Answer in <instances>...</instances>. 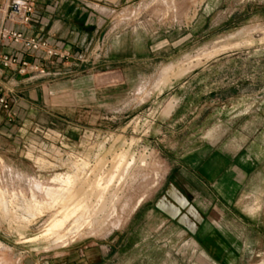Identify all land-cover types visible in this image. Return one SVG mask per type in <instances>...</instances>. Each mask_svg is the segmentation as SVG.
Returning <instances> with one entry per match:
<instances>
[{"label":"rangeland","instance_id":"obj_1","mask_svg":"<svg viewBox=\"0 0 264 264\" xmlns=\"http://www.w3.org/2000/svg\"><path fill=\"white\" fill-rule=\"evenodd\" d=\"M107 13L63 89L0 92L1 262L264 264V0Z\"/></svg>","mask_w":264,"mask_h":264},{"label":"crops","instance_id":"obj_2","mask_svg":"<svg viewBox=\"0 0 264 264\" xmlns=\"http://www.w3.org/2000/svg\"><path fill=\"white\" fill-rule=\"evenodd\" d=\"M130 1L132 0H37L30 23L27 26L14 25L12 28L29 37L45 41L55 49L70 51L71 48L78 46L81 48L80 52L83 53V51H88L91 46L99 45L100 34L107 22V12ZM103 42L102 46H104L105 40ZM82 48L84 49L82 50ZM1 51L17 55H20L21 52L18 47L13 45H6L2 47ZM61 51L60 53H62ZM64 54L67 53L64 52ZM38 57L45 70V76L33 79L18 74L16 70L3 71L0 77V92L16 91L18 82L29 84L32 80H44L50 76L61 77L55 78L51 83L44 82L42 84L44 90L52 89V84L55 88L63 89V79L79 70L80 67L78 64H74L72 67L73 59L67 56L62 59H48L39 54ZM111 74V72L100 74L104 83L110 84ZM120 76L124 77L122 71H120ZM72 82V84H78L77 80H72ZM80 86L83 85H74V87Z\"/></svg>","mask_w":264,"mask_h":264},{"label":"built area","instance_id":"obj_3","mask_svg":"<svg viewBox=\"0 0 264 264\" xmlns=\"http://www.w3.org/2000/svg\"><path fill=\"white\" fill-rule=\"evenodd\" d=\"M36 2L37 0H0V77L1 72L8 70H16L18 74L31 78L43 77L45 70L39 61V54L48 59H62L67 56L45 41L29 37L12 28L14 25L27 26L30 23ZM6 45L18 47L21 50L20 55L2 52V47ZM9 104L8 99L0 94V105L7 109ZM3 251L12 254V248L0 242V252ZM13 257L11 263H2L0 260V264H21L20 259L14 261Z\"/></svg>","mask_w":264,"mask_h":264},{"label":"bare ground","instance_id":"obj_4","mask_svg":"<svg viewBox=\"0 0 264 264\" xmlns=\"http://www.w3.org/2000/svg\"><path fill=\"white\" fill-rule=\"evenodd\" d=\"M61 177V176H60ZM66 179V178H65ZM59 181V180H58ZM98 184V183H97ZM67 216V215H66ZM64 217V216H63ZM61 219H62V217H61ZM56 220V219H55ZM54 220V221H55ZM52 221V223H51V225L46 229V231L47 232H50L51 230H53V229H55V228H57L58 227V225H60V223L62 222V220L60 221V220H57V221ZM54 222V223H53Z\"/></svg>","mask_w":264,"mask_h":264}]
</instances>
